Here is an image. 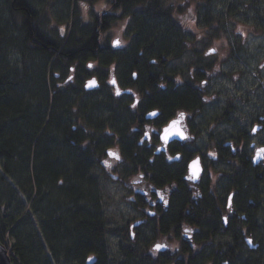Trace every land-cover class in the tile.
I'll return each instance as SVG.
<instances>
[{
	"label": "trees",
	"instance_id": "trees-1",
	"mask_svg": "<svg viewBox=\"0 0 264 264\" xmlns=\"http://www.w3.org/2000/svg\"><path fill=\"white\" fill-rule=\"evenodd\" d=\"M41 1L0 0V239L3 244L10 242L14 264H87L90 257L96 260L93 264H114L109 258V241L120 231L108 224L101 211L99 181L90 175L99 168L88 152L80 149L86 138L72 137L74 132L65 123L66 115L60 114L69 97L56 91L55 74L63 70L61 62L67 66V73L81 56L101 65H109L112 58L106 57L109 52L99 44L102 34L98 32V14L86 21L89 25L80 23L76 12L72 14L71 32L65 37L42 21L56 8L47 0L40 9ZM64 1L70 9V0ZM166 3L151 0L149 7L144 6L145 16H138L143 19L135 27L132 45L136 57L141 47L150 54L142 45L168 48L178 38L182 43L179 58L189 50L190 40L178 23L169 20L172 9ZM40 12L41 19L37 14ZM56 17L58 21L69 20L59 14ZM186 97L188 94L172 95L162 104L169 110L172 104L186 103ZM247 166V172L235 177V185L242 188L238 196L240 206L248 213L244 227L229 223L222 228V222L218 224L220 219L213 221V258L211 254H191L193 257L186 256L183 264H206L211 260L213 264H225L228 260L232 264H264V258L256 253L260 246L258 250L252 249L245 239L248 236L253 244L258 243L261 228L257 215L264 209V177L259 167L251 163ZM170 217L177 223L183 215L175 213ZM205 217L184 216L190 222L201 223ZM220 238L228 241L218 242ZM117 249L122 253L120 264H147L133 258L135 252L128 245L118 244ZM144 252L147 250L142 255ZM191 252L187 246L185 253ZM242 257L244 261H238ZM158 261L171 262L169 257Z\"/></svg>",
	"mask_w": 264,
	"mask_h": 264
},
{
	"label": "flooded vegetation",
	"instance_id": "flooded-vegetation-1",
	"mask_svg": "<svg viewBox=\"0 0 264 264\" xmlns=\"http://www.w3.org/2000/svg\"><path fill=\"white\" fill-rule=\"evenodd\" d=\"M97 1L98 32L102 34L99 44L109 52L111 63L106 67L87 56L79 57V53L64 73L67 66L61 62L63 70L55 73L56 91L69 97L60 114L66 115L65 123L74 132L72 137L86 138L80 149L88 152L99 168L96 180L102 184L104 176L108 180L105 186L112 183L121 193L119 203L128 204L134 214L122 223L108 220L111 227L120 231L112 238H117L119 244L128 238L135 254L147 250L139 257L140 262L147 264L163 263L158 260L165 257H169L170 264H183L188 255L211 254L213 258V221L220 219L222 228L229 223L244 227L246 215L238 199L242 188L235 185V177L247 171L250 163L253 167L264 164V159L257 165L253 163L255 150L264 142L245 148L249 135L264 133V105L261 103L251 128L240 130L233 137L236 141L216 140L221 132L213 139V108L205 109L208 98H201L200 94L202 81L204 86L212 79L209 74L198 69L186 77L180 68L172 67L169 72L142 50H138V57L135 55V27L143 19L138 16H145L144 6L149 7L151 0ZM56 12L48 13L42 21L52 26L58 21L56 16L61 15ZM117 35L120 37L113 39ZM116 40L120 45L114 44ZM113 79L115 84L111 83ZM90 80H96L97 87L87 89ZM185 88L193 91L187 93ZM186 94V103L172 104L169 110L162 104L172 95ZM152 112L157 115H149ZM173 121L179 123L173 125ZM165 129L172 132L167 141L163 138ZM177 130L184 133L183 138ZM194 161L198 163L194 165ZM100 190L103 211L107 199ZM175 213L183 215L177 223L170 219ZM185 214L206 217L204 223L190 222ZM159 234L169 238L156 243ZM245 239L248 242V236ZM132 244H139L140 248ZM201 244V251H197ZM187 246L192 250L190 254L185 253ZM224 263L232 264L229 260ZM206 264H213V260Z\"/></svg>",
	"mask_w": 264,
	"mask_h": 264
},
{
	"label": "rangeland",
	"instance_id": "rangeland-1",
	"mask_svg": "<svg viewBox=\"0 0 264 264\" xmlns=\"http://www.w3.org/2000/svg\"><path fill=\"white\" fill-rule=\"evenodd\" d=\"M57 1L64 2V0ZM75 1L70 0L67 16L69 20L64 23L54 21L52 24L51 29L55 33L61 32L67 37L71 32V15L75 12L81 18L79 22L88 25L90 23L86 21H90V17L93 19L98 14L97 0H79L74 6L73 2ZM166 1V7L172 9L169 12V20L172 21L170 22L178 23L180 31L184 32L187 40H190L189 50L175 60L171 68H180L186 76L188 72H196L199 69V62L212 63L208 66L211 69L206 71L209 78L212 79L208 85L204 86L201 80L200 94L201 98H208L205 109L213 108V131L216 132L213 134V139L218 132H221L217 135L216 140L236 141L237 139L235 140L233 137L237 136L240 130L251 128L252 123L259 116L261 103L264 105V0ZM47 2V0L39 2L40 9L43 7V3L45 5ZM71 9H76V11H71ZM229 12L232 13L231 16H228ZM116 37H120V35L114 36L113 39ZM214 47L216 51L212 53L211 49ZM196 85L198 88L200 83L198 82ZM225 118L228 122L221 123V121H225ZM58 141H60L59 138ZM246 141L248 144L245 148L251 147L252 144L259 145L264 142V133L249 135ZM259 172H264V164L259 167ZM97 173L99 174L100 170L91 171L90 175L96 177ZM103 179L105 182L102 181L101 184L99 181V183L107 199L103 203L106 219L114 223H122L134 217L128 204L119 203L121 193L115 187L113 188L112 183L110 186H105L104 184L108 183V180L104 176ZM261 201L264 206V195ZM258 220L261 230L256 244H259L260 250L256 253L264 258V210ZM163 238H169V235L159 234L156 243L162 242ZM227 241L226 238L218 239V242ZM109 242V258L114 264H116L115 260L118 261L117 264H120L123 259L121 251L117 249L119 240L111 238ZM123 243L131 246L128 238ZM201 246L202 244L197 251H201ZM132 247L140 248L139 244H132ZM138 252L133 256L137 260H139L142 251ZM242 259L244 257L238 261H243Z\"/></svg>",
	"mask_w": 264,
	"mask_h": 264
},
{
	"label": "bare ground",
	"instance_id": "bare-ground-1",
	"mask_svg": "<svg viewBox=\"0 0 264 264\" xmlns=\"http://www.w3.org/2000/svg\"><path fill=\"white\" fill-rule=\"evenodd\" d=\"M51 2H52V0H50V4H51ZM53 3H54L56 10H58V12L62 15V17L66 18L68 16V12H69V10H68L69 6H68L67 2L61 1V3H59L57 0H53ZM37 14H38V17L41 19L42 13L40 12ZM61 20H63V19H61ZM61 20H59L58 23H61V22L64 23V21H61ZM181 45H182V43H181L180 39L178 38V41L175 42L174 44H172V46H170L168 48L158 46V44L154 45V48L149 46V44L147 46L142 45V46H145L146 48L149 49L150 54H149V52H147V50L143 49L142 47L140 50L144 51L145 55H147L149 57V59L151 58V59H154V60L162 63L164 65V67H166V69L169 70V72H170V68H171L172 63H174L175 60L179 59V53H180ZM106 57H109V55H106ZM110 63H109V65H110ZM109 65H105V66L107 67ZM198 65H199V69H201L202 71H207L208 64H204L203 62H199ZM187 75L190 76L191 73L188 72ZM187 75H186V77H187ZM186 89H187V92L193 91V89H191V88H186ZM245 119H246V116H245ZM226 122H228L226 118H225V121L224 120L221 121V123H226ZM262 176L264 177L263 172H262ZM244 214H248L247 211ZM257 218L259 219L260 215H257ZM248 238H250V237H248ZM246 241H247V239H246ZM6 244H8V245H6ZM6 244H4V245L8 248V253L10 254V256L12 258L11 246H9L11 244L10 243H6ZM243 261H241V262H243ZM236 264H238V263H236Z\"/></svg>",
	"mask_w": 264,
	"mask_h": 264
},
{
	"label": "water",
	"instance_id": "water-1",
	"mask_svg": "<svg viewBox=\"0 0 264 264\" xmlns=\"http://www.w3.org/2000/svg\"><path fill=\"white\" fill-rule=\"evenodd\" d=\"M213 49L215 50V48H213ZM213 49H211V52H215V51H212ZM90 81H92V80H90ZM88 84H89V81H88L87 86H86L87 89H94L98 85L97 81H96V85L93 86V87H89ZM263 159H264V146L260 147V148H257L255 150V154H254V157H253V163L255 165H257ZM249 241H251V243ZM248 244H249L250 248H252V249H257L258 246H259V244H253V239L252 238L248 239ZM159 249L162 250L163 247L161 246ZM94 262H95V258L94 257H91V259L90 258L88 259V263L89 264H93ZM0 264H14L10 254L8 253V248L2 243L1 240H0Z\"/></svg>",
	"mask_w": 264,
	"mask_h": 264
},
{
	"label": "snow or ice",
	"instance_id": "snow-or-ice-1",
	"mask_svg": "<svg viewBox=\"0 0 264 264\" xmlns=\"http://www.w3.org/2000/svg\"><path fill=\"white\" fill-rule=\"evenodd\" d=\"M62 32H63V30H61ZM114 44L115 45H120V41L119 40H116L115 42H114ZM212 51H215L214 49L212 50ZM89 67L91 68V67H93L92 65H89ZM135 75V74H134ZM71 79V78H70ZM111 83H113V84H115L116 83V81H115V79H113L112 81H111ZM96 85V81L95 80H92V81H89V84H88V86L89 87H93V86H95ZM117 94L119 95L120 93H119V90H117ZM132 107H136V105L135 104H133L132 105ZM149 115H151V116H156L157 115V113L156 112H152V113H149ZM183 116H184V114L183 113H181V117L183 118ZM179 123V121H173V125H176V124H178ZM178 131V134L183 138L184 137V133L182 132V131H179V130H177ZM170 135H172V132H171V130L170 129H165V135H164V139H165V141H167L168 139H169V136ZM169 159H172V157H169ZM198 163V161H194L193 162V164L195 165V164H197ZM161 199H163V197H161ZM164 203L165 204H167V201L165 200L164 201ZM187 231V230H186ZM250 243H251V241H249ZM158 248L159 247H161L160 245H158L157 246ZM91 259V258H90Z\"/></svg>",
	"mask_w": 264,
	"mask_h": 264
}]
</instances>
